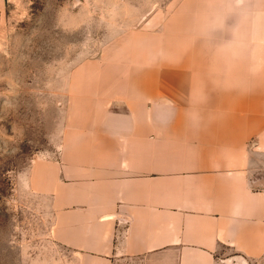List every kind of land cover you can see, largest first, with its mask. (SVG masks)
Instances as JSON below:
<instances>
[{
	"label": "crops",
	"instance_id": "0c3cea01",
	"mask_svg": "<svg viewBox=\"0 0 264 264\" xmlns=\"http://www.w3.org/2000/svg\"><path fill=\"white\" fill-rule=\"evenodd\" d=\"M180 2L77 71L30 166L72 264H264V0Z\"/></svg>",
	"mask_w": 264,
	"mask_h": 264
},
{
	"label": "rangeland",
	"instance_id": "374dc122",
	"mask_svg": "<svg viewBox=\"0 0 264 264\" xmlns=\"http://www.w3.org/2000/svg\"><path fill=\"white\" fill-rule=\"evenodd\" d=\"M180 1L0 0V264H72L48 201L29 188L30 166L59 143L77 71L101 69L128 31Z\"/></svg>",
	"mask_w": 264,
	"mask_h": 264
}]
</instances>
